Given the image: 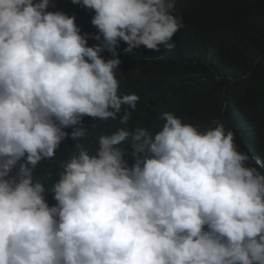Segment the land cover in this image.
<instances>
[{"label":"trees","instance_id":"obj_1","mask_svg":"<svg viewBox=\"0 0 264 264\" xmlns=\"http://www.w3.org/2000/svg\"><path fill=\"white\" fill-rule=\"evenodd\" d=\"M102 8L119 23L117 34L133 27L110 3ZM210 11L207 17L196 13L203 23L231 21L228 8ZM98 13L101 18L102 9ZM67 18L61 28L68 35H48L49 29L35 24L41 34L26 16L18 26L12 10L0 3V264H247L244 223L235 216L209 217L203 202H197L198 212L191 210L193 205L187 209L185 180L165 170L179 161L177 148L148 145L141 133H151L158 112L168 108L192 116L202 127L218 123L238 135L248 119L264 115V85L241 106L224 94L187 109L170 108L193 102L177 81L163 90L151 86L145 73H134L130 82L125 62L119 73L123 87L106 83L115 69L99 78L80 71L95 68L86 60L83 67L72 61L70 38L77 30ZM82 30L91 32L90 42L106 40L99 27ZM196 31L188 46L199 50ZM257 48L264 51V36L244 44L235 63ZM180 66L175 61L163 69ZM125 90L128 96L139 92L157 109L135 122L120 119L121 111L129 112L120 105L114 117L77 124L65 120L54 100H109L118 106L116 98ZM58 126L63 130L57 133ZM123 145V162L110 167L98 160L116 156Z\"/></svg>","mask_w":264,"mask_h":264},{"label":"clouds","instance_id":"obj_2","mask_svg":"<svg viewBox=\"0 0 264 264\" xmlns=\"http://www.w3.org/2000/svg\"><path fill=\"white\" fill-rule=\"evenodd\" d=\"M0 3L12 10L18 26L26 16L30 26L41 34L39 29L44 28L49 29L48 35H58L59 31L68 35L67 30L61 28L65 26L61 23L65 21L64 15L68 17L77 30L75 37L70 38L72 61L83 67L86 60L87 65L95 69L79 70L97 78L115 69L112 80L106 81L110 87H123L119 76L123 62L130 82L134 73H145L151 86L163 90L168 82L177 81L193 102L170 108L187 109L224 94H228L231 104L241 106L250 94L264 85L263 50L252 49L244 60L235 63L244 44L264 36V0H0ZM108 3L119 17L124 14L129 18L133 27H125L117 34L115 29L119 23L102 8ZM210 7L219 13L227 8L232 10L231 21L220 26L215 20L203 23L196 12L210 16ZM81 19L84 22H79ZM98 27L106 40L90 42L91 32L82 29L96 31ZM196 28L201 38L199 50L188 46V38L194 36ZM175 61L181 62L179 68L163 69ZM187 61H191V69ZM133 67L137 69L133 71ZM172 75L175 78L172 79ZM116 99L118 106H110L109 100L80 98L75 101L69 97H54L64 111L65 120L77 124L84 119L100 122L114 117L120 105L123 109L129 108V112H120V119L127 116L135 122L157 109L137 91H130L128 96L125 90ZM62 130V126H58L57 133ZM141 135L148 145L177 148L174 158L179 157V161L175 168L168 163L165 170L168 175L185 180L190 200L186 208L193 205L191 210L198 212L201 207L196 204L203 202L206 215L211 218L235 216L247 230V264H264V115L248 119L246 127L237 135L234 129L218 123L202 127L192 116H178L164 108L158 112L153 131ZM126 150L123 145L116 156L98 160L114 167L123 162ZM181 154L189 164L181 162Z\"/></svg>","mask_w":264,"mask_h":264},{"label":"bare ground","instance_id":"obj_3","mask_svg":"<svg viewBox=\"0 0 264 264\" xmlns=\"http://www.w3.org/2000/svg\"><path fill=\"white\" fill-rule=\"evenodd\" d=\"M185 36H187V35H185ZM238 123L240 124V121H238ZM241 126H243L242 124H240ZM20 199V198H19ZM19 227V226H18Z\"/></svg>","mask_w":264,"mask_h":264}]
</instances>
